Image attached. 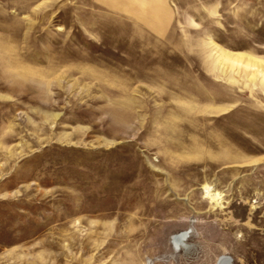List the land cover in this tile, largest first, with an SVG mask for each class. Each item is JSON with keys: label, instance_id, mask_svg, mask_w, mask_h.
Wrapping results in <instances>:
<instances>
[{"label": "rangeland", "instance_id": "obj_1", "mask_svg": "<svg viewBox=\"0 0 264 264\" xmlns=\"http://www.w3.org/2000/svg\"><path fill=\"white\" fill-rule=\"evenodd\" d=\"M224 260L264 264V0H0V264Z\"/></svg>", "mask_w": 264, "mask_h": 264}, {"label": "bare ground", "instance_id": "obj_2", "mask_svg": "<svg viewBox=\"0 0 264 264\" xmlns=\"http://www.w3.org/2000/svg\"><path fill=\"white\" fill-rule=\"evenodd\" d=\"M204 189L206 190V196H208L212 201H214V200H218L219 199V197H220V199H221V196L219 195V193H216V192H212L211 191V188H210V186L209 185H205V187H204ZM213 190V189H212ZM219 202V201H218ZM180 240H181V238H177L176 240H175V242H176V244L177 245H179V242H180ZM222 264H226V261L224 260V261H222Z\"/></svg>", "mask_w": 264, "mask_h": 264}]
</instances>
